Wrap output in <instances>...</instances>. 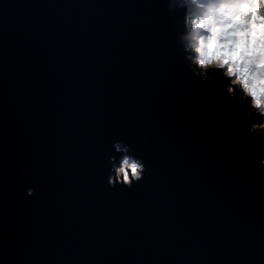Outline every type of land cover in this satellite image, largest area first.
<instances>
[{"label":"water","instance_id":"1","mask_svg":"<svg viewBox=\"0 0 264 264\" xmlns=\"http://www.w3.org/2000/svg\"><path fill=\"white\" fill-rule=\"evenodd\" d=\"M170 3L0 0V264H264V152L153 42L163 11L192 75ZM123 141L131 192L106 185Z\"/></svg>","mask_w":264,"mask_h":264},{"label":"clouds","instance_id":"2","mask_svg":"<svg viewBox=\"0 0 264 264\" xmlns=\"http://www.w3.org/2000/svg\"><path fill=\"white\" fill-rule=\"evenodd\" d=\"M169 6L185 10L179 42L192 75L202 81L218 75L229 98L247 102L244 115L258 118L249 133L264 137V34L258 31L264 0H171ZM115 147L121 158L109 170L108 184L131 187L142 179L144 165L126 146ZM259 163L264 167V158Z\"/></svg>","mask_w":264,"mask_h":264},{"label":"snow or ice","instance_id":"3","mask_svg":"<svg viewBox=\"0 0 264 264\" xmlns=\"http://www.w3.org/2000/svg\"><path fill=\"white\" fill-rule=\"evenodd\" d=\"M155 7H159V0ZM152 40L157 45H160L175 54V60L178 63L179 70L185 80L188 88L201 100L206 103L211 104L214 109L227 120L230 127L238 130L243 138V140L259 151L264 152V139H250L252 135L249 134L247 129V120L243 117L242 109L235 99L229 98L227 94L213 87L212 84L200 81L194 78L190 72L187 70L183 63V60L179 54V49L176 47L175 43V27L176 23L172 24L169 22L165 12L160 11L157 16L152 20ZM246 130V135L244 134ZM127 143L130 148V154L135 155L144 165V180L148 179V174L150 173L149 162L141 154V152L133 146L130 141H123ZM264 171V170H262ZM144 180L134 182L131 187H125L123 185H109L108 179H106V185L112 189L116 190L117 187L121 189H126L128 192L133 191L135 187L139 184L144 183ZM23 192L27 197H33L37 195L36 187L32 186V181L26 180L23 182ZM31 190L30 194H27V190Z\"/></svg>","mask_w":264,"mask_h":264},{"label":"rangeland","instance_id":"4","mask_svg":"<svg viewBox=\"0 0 264 264\" xmlns=\"http://www.w3.org/2000/svg\"><path fill=\"white\" fill-rule=\"evenodd\" d=\"M237 101L239 102V106L241 107L242 111L245 113L247 102L246 101H240V100H237ZM247 120H248V122H250L249 124H251L252 122L259 123L258 118L247 117ZM262 138H264V137H262Z\"/></svg>","mask_w":264,"mask_h":264}]
</instances>
